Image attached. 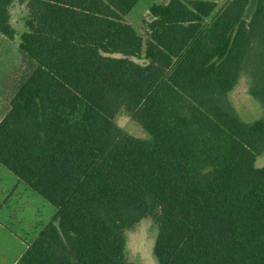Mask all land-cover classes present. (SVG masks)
Instances as JSON below:
<instances>
[{
  "label": "trees",
  "instance_id": "obj_1",
  "mask_svg": "<svg viewBox=\"0 0 264 264\" xmlns=\"http://www.w3.org/2000/svg\"><path fill=\"white\" fill-rule=\"evenodd\" d=\"M139 1L0 0L9 40L27 11L0 164L55 208L15 264H131L146 218L159 264H264V116L228 100L248 76L264 110V0L154 4L145 34Z\"/></svg>",
  "mask_w": 264,
  "mask_h": 264
},
{
  "label": "rangeland",
  "instance_id": "obj_2",
  "mask_svg": "<svg viewBox=\"0 0 264 264\" xmlns=\"http://www.w3.org/2000/svg\"><path fill=\"white\" fill-rule=\"evenodd\" d=\"M220 6L226 0H205ZM169 0H140L126 17L127 22L145 34L144 20H147L150 7L166 4ZM27 15L25 5L14 4L11 9L12 27L17 31L14 40L0 34V116L8 112L6 102L10 89L16 86V69L20 63V34L25 30ZM250 79L242 76L238 85L229 95V102L243 122L250 124L264 116L260 102L250 94ZM116 124L135 139H150V134L125 110L116 118ZM263 163V162H262ZM16 178L0 165V264H15L26 252L28 246L52 221L55 208L27 186H16ZM158 227L151 218L143 219L134 229L125 232V254L129 263L159 264L155 256Z\"/></svg>",
  "mask_w": 264,
  "mask_h": 264
},
{
  "label": "crops",
  "instance_id": "obj_3",
  "mask_svg": "<svg viewBox=\"0 0 264 264\" xmlns=\"http://www.w3.org/2000/svg\"><path fill=\"white\" fill-rule=\"evenodd\" d=\"M14 88H12V89H10V93H8L9 95L7 96V100H6V102L8 103V104H10V102H11V100H12V98H13V96H14ZM10 109V108H9ZM9 111V110H8ZM7 114V112H5V113H3V115H1L0 116V122H1V120H2V118L5 116ZM1 165V164H0ZM4 167V166H3ZM5 168V167H4ZM9 171V170H8ZM10 172V171H9ZM11 173V172H10ZM12 174V173H11ZM13 175V174H12ZM14 176V175H13ZM16 178V177H15ZM16 186H24L23 185V183L21 184V183H19L18 182V180H17V178H16Z\"/></svg>",
  "mask_w": 264,
  "mask_h": 264
}]
</instances>
